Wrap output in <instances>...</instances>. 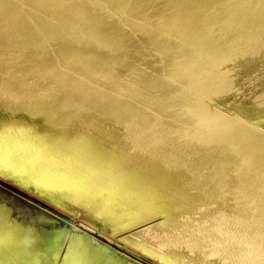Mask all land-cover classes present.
<instances>
[{
	"label": "bare ground",
	"instance_id": "bare-ground-1",
	"mask_svg": "<svg viewBox=\"0 0 264 264\" xmlns=\"http://www.w3.org/2000/svg\"><path fill=\"white\" fill-rule=\"evenodd\" d=\"M263 56L264 0H0V171L108 236L0 209V264H264Z\"/></svg>",
	"mask_w": 264,
	"mask_h": 264
},
{
	"label": "rangeland",
	"instance_id": "rangeland-1",
	"mask_svg": "<svg viewBox=\"0 0 264 264\" xmlns=\"http://www.w3.org/2000/svg\"><path fill=\"white\" fill-rule=\"evenodd\" d=\"M258 62H261L259 66L255 65ZM236 74L237 78L240 80L239 88L242 91V106L246 109V107L249 108L260 105V114L264 117V97H262L264 96V56L250 58L242 62ZM219 109H222V107H219L218 110ZM17 179L18 178L14 175L0 171V209L10 213V218L8 219L13 225L20 223L22 226H26L28 229L38 232L42 238L47 237L54 229L60 228H68L70 231L81 229L95 238L100 239V236L108 238L107 228L103 227V230H100L98 228L99 225L91 224L85 216L79 212H76V215L68 213L60 207L56 201L54 202L44 198L43 195L41 197L40 194L33 191V187L29 188L31 187L29 183H24ZM86 229H89L90 232ZM120 244L121 245L112 240V246L128 254L129 257H133L143 264H158L138 253L136 255L131 249L127 248L122 243ZM27 245V243H23V245H19V247H24L25 249L28 247L29 249V245ZM10 248L7 250V253H10L9 255L12 254V259H22L25 254L27 255V250L21 249L18 252V250H14L15 248L13 249V246ZM83 263L84 258H80L77 264Z\"/></svg>",
	"mask_w": 264,
	"mask_h": 264
}]
</instances>
